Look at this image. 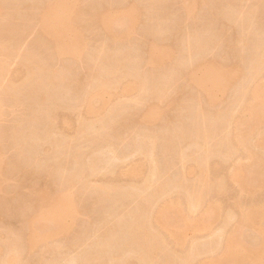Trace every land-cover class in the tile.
I'll list each match as a JSON object with an SVG mask.
<instances>
[{
  "label": "bare ground",
  "instance_id": "obj_1",
  "mask_svg": "<svg viewBox=\"0 0 264 264\" xmlns=\"http://www.w3.org/2000/svg\"><path fill=\"white\" fill-rule=\"evenodd\" d=\"M16 1L20 2V5L23 3L21 2L23 0ZM65 2L66 0H44L37 6V25L40 31V39L47 45L49 57L51 58L50 61L56 57L77 55V50H81V48L86 45V40L83 36L77 38V47L76 44L71 47L66 43L65 36L67 31H69L72 26L76 25L75 23L78 22L81 24L79 22V20L81 21V13L76 14L74 10L65 9ZM184 2L186 14H188L189 17V14H193L192 12L194 11L192 8L193 4L187 3V0ZM19 4L16 5L15 12L12 10L13 12L10 14L11 11H7L4 7V2L0 0V18L7 17L6 20H2L3 18L0 20V25H4L3 30H6V34L4 33L5 36L3 35V37L0 38V48L4 52L7 48V46H5L6 43H18L21 30L25 28L27 23L26 19V21H23L25 24L23 22L19 24L18 22L19 20L22 21L24 19L23 17L28 19L25 14V16L23 14V16H21L22 12H20L21 7ZM253 5H251L252 8L249 6L250 9L242 7L248 10L237 9L238 13H236L235 16L239 15L240 21L242 19V25L236 26L239 28L241 27L240 31L237 30L238 28L234 29L236 27L233 28V32L235 30L236 34L228 31L227 28H222V26L220 29L219 26L217 27L219 31L215 28L212 29V32L214 30L213 33L210 27L206 28L205 30L210 29L209 32L206 31V33H204V35L207 34V37L200 35L201 38L203 37L202 40H200L198 36L199 40L194 38V42L196 40L195 43H191L190 41L192 38L190 32L188 36L186 35V37H190V39H185V37L182 39L179 38L180 41H176L172 47L176 51H178L177 49L180 51V47L183 46L187 49L186 51L185 48H182V51H186L185 60L183 58L180 60L182 69L179 71L177 70V73H175L174 70H170V72L166 71L167 73H163L162 77H159L156 81H152L151 78L156 73H154V71H157L167 58L172 55L170 50L160 46L156 41L161 37L162 29L165 30V28L162 27L161 29L160 27L164 25H162L163 22L161 23V18L158 19V21L161 20L159 26H157L158 21L154 19L157 25L156 29L153 30L152 28H154L155 24L153 25L154 21L152 20L151 25H153V27L149 30L151 32L153 31L152 34L150 33L152 39H150V41L148 40L149 42L146 43L145 55L143 51V61H141L144 62L143 64L146 63L150 65L147 66L145 64L147 67L152 68L150 69L153 73L150 72L153 76H150L151 73L148 75L151 80L148 79L147 73L143 74V76L142 73L135 70L136 67H134V69L132 68V65L137 64L135 60L137 58L140 60V56H137V58L135 57L136 59L133 57L135 56L132 54L135 52V46L132 45L133 43H130L131 47L134 46L130 48V50H133L132 53L128 48L127 52L129 51V53H123L124 55H122V57H118L120 54H117V52L116 54L113 53L114 51H110L111 53L107 52V50H109L107 48H99L97 52L92 53L94 55H91L89 59L92 58L91 61L94 60L92 62L95 63L94 67H96V73L91 75L90 79H87V81L83 83H78L79 80L76 77H71L73 76L72 74L70 76V67H67L70 72L68 70L64 71L65 68L62 69V72H59L52 67V64L49 65L47 63L48 61L46 62V60H44V62H42V59L39 58L40 53L37 52L38 50H32V47H30L32 49L28 48L23 62L29 69H27L25 76L20 82L14 81L5 91V93L11 97L9 98L12 100L11 104L16 105L17 103H22L24 97L22 95L26 93L30 94L31 91H34V101L37 94L41 95L36 97L35 104L41 103V100L44 98L43 93H45V91L47 92V89L49 91V89L53 88L55 91L54 93H56L57 89H59L58 92L60 90H70L69 92L75 90L76 92V89H73V87L75 88V86H78L77 89H80L82 92H80V90L79 92L77 91L80 93V97L75 100L76 102L74 105H63L62 102L56 100L53 104L51 103L50 106H47L45 113L43 112L44 116L43 114L41 115V117H45L42 119H46V123H48L46 128H44L45 126L43 127L44 130L39 131L38 129H40V127L38 126L39 128L30 127L25 133L22 132L24 133V139L22 138V140L24 143L26 141V145H28V142L31 149H33L32 151H34L32 153L34 156L31 155L32 160L30 156V159H27V164L30 165L29 160H31L32 165L30 166L35 167V164H38L35 155L40 156L39 153H44L46 151V146L48 147L46 151L47 154L49 153L48 155H50V153L54 154V152H61V149H65L66 151L64 150L61 161L59 160L60 158L58 159L56 157H59L62 152L60 155L57 153L59 156H55V158L51 155L52 158H54L53 160L58 164H55L56 166H54V164H51L52 166L49 165L51 168L47 165L48 169L44 172L45 177L52 180L53 176L56 177L57 174L60 175L57 179H59V177L62 178L61 188L64 193L67 191V187L74 182H82L83 185L86 183L84 189L82 185L84 191L96 192V194H98L96 196H99L97 199L99 198L105 201H108L106 199H111L113 201V205L111 204L113 207L111 208L109 202L110 209L108 211L105 210L106 212L104 211V214H102L94 224L92 223L91 227L89 224L90 231L87 229L88 232H85V234H91L93 239L92 242H90L91 244L89 243L90 245L87 246L85 244L86 247H84L83 253L78 255V257L69 260L66 255H63L62 258L61 248H63V246L66 248L67 246L62 244L63 246L57 245V247L55 246V248H52V253L55 254L52 259L43 260L44 258L39 256V259L37 258L33 261L32 258V262L27 263L26 260L24 264H59L61 262L59 260L60 258L64 260L65 264H212V260L209 259V256L219 251L221 252V256H219L217 260L219 263L235 264L237 260L233 257L234 255L232 256L230 254L231 252H233V254L244 252L250 257L264 249V238L256 244H253L241 238L239 232L235 233V229L231 236L224 241L225 235L220 229V231H218L206 244V247L192 243L189 248L183 246L181 248L182 250L178 251V253H176V250H173L176 254L167 250V247L169 248L167 235H174L178 243L184 245V229L186 226L190 225L195 229L206 228L209 226L208 224H212L213 221L223 214L221 209L218 211V206L214 201L211 202L209 207H206L207 209H200L203 207L204 199L209 194L208 190L211 186L208 187V185L213 181L210 176H208L209 178L202 179L198 183H188V169L186 168V163L191 162L200 172H203V170L208 172L210 160L214 159L216 166L222 169L221 167L226 165V155L228 151H231V146L229 144L230 138H228L227 133H225L227 126L232 121H236L237 124L241 125L240 122L243 121H240V119H242L240 113L245 111L251 113L250 122L247 124L248 127L242 130L243 138L250 134V129L252 131L255 130V120L264 115V105L261 103L262 101H260L262 100L264 87L257 82L256 86L253 88L248 84V80L260 76L264 64V43L261 41V38L259 40L257 36L259 34L258 30L256 31L257 28L255 29L253 27L257 17H255V15H257L259 11L258 7L255 8ZM227 6H229L228 11H230V8L232 12L234 11L232 10L233 8L230 7L232 4H228ZM234 9L236 8L234 7ZM137 10L141 11L142 9L137 6ZM237 10L235 11L237 12ZM132 11L133 10H130V8L103 7L94 11L92 13V18L96 25L98 24L97 26H101L104 29L105 36H107L106 38H110L112 41L118 40L119 42V40H122L121 37L123 34L130 35L135 30ZM230 14L231 18L232 13ZM110 16L114 17L113 23L107 22ZM125 18H127V20ZM163 21H166V19H163ZM209 33L211 35L214 34V36H211V39H209ZM250 34L252 37L255 35L253 39L257 36L260 42L256 43L258 41H253V43L255 42L254 47L251 46L253 44L250 41L252 37L249 38ZM194 35L196 36V33ZM259 36L261 35L259 34ZM205 38H208L207 41L203 40ZM252 47L253 50L250 49L248 51V49ZM215 48L225 49L227 53L232 56L233 62L231 64L216 66L215 60L208 58L202 61L203 57ZM191 50H195V53ZM196 54L197 56H195ZM246 59L249 60V63ZM248 65L250 66V73L244 70ZM67 72H69V74ZM158 73L159 72L156 74L158 75ZM159 74H161V72ZM177 75L184 76L193 83V86L205 91L209 96L212 90L220 91L232 88L241 80H244V82L242 81V83L240 82L241 84L237 85V94L230 104L222 109L210 112L204 108L201 98H198L199 101L198 103H194L195 105L192 100L190 101L187 99L186 101L188 103L186 101L184 103H187L185 108H188L189 103L192 102L191 105L193 108L190 106V110L192 109L190 112H194L193 115H190L191 113L189 114V117L192 118L193 116L192 121H189L190 123H186L187 119L185 117L186 121L183 118L180 119V116H177V118H173L175 122L173 128L166 132L164 131L158 134L150 128L149 131H144V133H142L143 135H141V133L137 134L135 135L136 138L132 136L135 149L143 153L146 157L145 162L136 166V170H141V172L145 174L144 181L139 186H125L109 183L107 186L91 187L92 185L88 183L89 179L86 177L87 174H94L103 170L106 172L107 170V174L110 173L113 175L117 160L125 157L123 156L124 154L120 155L114 148L116 145L115 139H121L123 132L119 133V130H115L113 127L118 129L122 126L121 122L123 124L122 127H124L128 121L129 124H138V122L142 120L153 122L154 104H150L151 100H163L170 92L173 91L176 93L177 90L180 91L174 83L178 77ZM153 78H155V76ZM150 81L152 82L150 83ZM71 89L73 90L71 91ZM78 93H76L77 96H79ZM119 93L122 94L121 99H123V97L124 99L129 98L135 101V103L131 104L132 102L127 103L125 101H120L116 104H114V102L109 104L110 107L107 109L105 119L102 121V126H108L110 127L109 129L112 128L113 131H116L115 134L112 133L111 130L108 136H102L103 134L100 136L101 132H99L96 126L82 119L80 120L79 131L94 143L89 153H86V151L84 152V150L79 147L80 144L77 146L76 142H79L78 139L72 140L60 138V136L58 137L57 133L60 132L58 131L59 126L64 122H68V114L71 111H75L78 108L92 110L99 101H105L103 98H105L107 94L111 96L116 94L118 95L117 99H120ZM56 94L58 95L59 93ZM192 97L191 99H193ZM34 101L33 106L35 105ZM33 111L34 110H32V113L34 114ZM237 112H239V115ZM37 114L38 112L30 117L34 122H32L33 125L31 124V126H36V122L39 125L40 120L36 121L39 116ZM114 121L116 123L119 122L115 124ZM113 124L114 126L111 127ZM116 125L118 126L116 127ZM14 139L18 140L16 137L13 138V140ZM14 142L16 143L17 141ZM160 142L164 144L163 155L164 158L166 157V160H164V162H166L165 165L168 167L176 163V161L181 162V165H183L181 167L182 170H180L181 172H178V175L180 173L179 178L175 180L168 179L164 174L160 160H158L150 148L152 144L157 145ZM21 149L17 148V150ZM105 149L111 150V159L107 161L100 155ZM235 152L237 151H234V153ZM57 160L60 162H57ZM68 160L69 162L71 161V166H68ZM73 161L75 164L72 165ZM40 163H42V160ZM40 163L38 165H40ZM3 164L4 161L0 157L1 171L3 170ZM28 165L22 166V168H20L21 171H19L21 172L20 176L26 181H28V179L32 180V177H34L33 173L37 174V172L35 173L27 168ZM74 166L76 169H74ZM260 168L264 174V164H261ZM220 172H223V169ZM228 174V177H226V175L216 176V184H219L220 188L227 186L226 181L228 179L236 181L235 178L240 180L243 187L248 189L253 188L251 184L252 180L246 179L244 175L239 179L235 172H230ZM46 187L48 190H52L51 187ZM179 188H182L183 192H181L182 189L179 190L181 193H179L178 190L174 191V189ZM0 190H2L1 186ZM174 192L181 195L178 194L177 196L179 197H177ZM183 193L184 195H182ZM41 194L39 190H35L29 195L30 200L28 203L21 204L20 212L26 217L25 227L21 233L9 229L0 231V264H23L21 263L20 256L24 251H28L29 255H27L29 257L30 255L33 256L34 253L31 254V252L42 240H47L45 235L48 228L45 222L49 218H52L54 220L53 222L56 223L55 231L57 233L55 235L67 233L72 229L71 225L67 223V215L72 214V212L77 209L78 206L76 202L72 201L71 203H66L65 208H62L63 203L55 202L40 205ZM63 196L66 197V194H63ZM180 196L183 197L180 198ZM130 199H136L138 202L136 203L137 206L134 207L135 209H133V211L128 210V213L126 212L122 216L117 206L120 203H128V200L130 202ZM157 203H160L161 207L156 210ZM32 206L36 207L38 212L27 219L29 215L28 209ZM196 211L200 212L199 215L195 217L193 213ZM233 211L232 208L227 209L224 221L222 219L224 227L230 225V223L234 221V218L237 217V213ZM259 215V208L254 207L241 210L238 217L240 218V224H243L246 219H248L250 224H253L257 223L256 221L259 219ZM160 219L171 220L173 226L169 229L160 230L153 225L154 220ZM59 246H61V248ZM64 251L65 249L63 248V254H65ZM159 253L162 254L160 258H158ZM204 255L208 256V259L201 260L200 257Z\"/></svg>",
  "mask_w": 264,
  "mask_h": 264
},
{
  "label": "rangeland",
  "instance_id": "obj_2",
  "mask_svg": "<svg viewBox=\"0 0 264 264\" xmlns=\"http://www.w3.org/2000/svg\"><path fill=\"white\" fill-rule=\"evenodd\" d=\"M42 1L44 0H23L21 1L23 2L22 5H20V2H17L16 0H2V2H4L5 9L7 11H11L10 14L13 11L15 12V7L19 4V6L21 7L20 12H22L21 16L25 14L27 15L28 19L26 17H23L24 19L22 21L17 20L19 24H22L25 19L27 20H25L27 22L25 28L21 30V36L18 43H6L5 46H7V48L5 52L0 48V157L4 161L3 170H0V186L2 188V190H0V231L4 229H9L13 230L14 232L16 231L17 233H21L22 230H24L26 217L20 212V208L26 202L28 203V201L30 200L29 195L35 190H39L40 194L42 193L40 205L51 204L55 202L63 203L62 208H65L66 203H71L72 201H75L78 207L72 212V214L67 215V223L72 227V229L67 233H60L59 235H55L57 233L55 231L56 223L53 222L54 220L52 218L46 220L45 223L48 228V231L46 232L45 237L47 238V240H42L41 243H39L38 246L31 252V254L34 253V257L31 255L29 257L28 251L22 252L23 254L20 256V259L22 261L21 263L23 264L26 260V262L29 263L32 262V260L34 261L37 258L39 259L40 257H43V260L52 259L55 256V254L52 253V248H55V246L57 247V245L63 246L62 244L67 245L66 248L63 246V248L65 249V254H63V248L59 246L62 250V258L63 255H66L69 260L78 257V255H81L83 253L82 251L84 250V247H86L85 244L87 246L90 245V242H92L93 239L91 234H85V232L87 233L88 230L90 231L89 228L91 227L92 223L94 224L97 219L102 214H104L105 210L108 211L110 209L109 202L110 205H113V201L111 199H106L108 201L99 198L97 199V197L99 196H96L98 195L96 194V192L94 193L93 191H84L83 189L86 183H84L83 185L82 182H74L73 184L67 187L68 189L64 193L62 192L61 188L62 178L59 177V179H57V177L60 175L57 174L56 177L53 176L54 178L52 177V180H49L48 177H45L44 172H46L48 166L51 164H54V166H56L58 164L55 160H53L55 156H59L62 152L59 157H56L58 159L60 158L59 160L61 161V157L62 154H64L65 149H61V152H57L59 155L55 152L54 154L56 155L51 153L50 155H48L49 153H46L48 147L46 146V151L44 153H39L40 156L35 155V158H37L38 160V164L41 162V160L42 163H40V165L36 163L35 167L30 166L32 165L31 160L32 156H34L32 155L34 151H32L33 149H31L28 142V145H26V141L24 143V141L22 140L23 134L25 133V131H27L28 128L30 129V127H40V129H38L39 131L44 130V128H46L48 124L46 123V119H42L45 118L43 117V112L45 113L46 107L50 106L51 103L53 104L56 100L62 102L63 105H74L76 102L75 100L80 97V93H78L80 89H77L78 86L75 85V88L73 87V89H76V92L73 89H71V91L73 90L74 92H69L70 90L67 89V91L63 90L65 92H63L62 90H60L61 92H58L59 89H57L56 93H59L58 95L54 93L55 91L53 88L49 89V91L47 89V92L45 91V93H43L44 98L42 97L43 99L41 100V103L38 104L35 103L36 97L39 94L35 92L37 95L35 94L36 96L34 101V91H31V93H28L32 95L27 93L22 95L24 96L22 99V103H17L16 105L11 104L12 100L9 99L11 97H9L5 93V91L7 88L10 87V85H12L14 81L20 82L25 76L27 69H29V67L23 62L28 48L32 47L33 49H30H36V51L38 50L37 52L40 53L39 58L42 59V62H44V60H46V62L48 61L47 63L49 65L52 64V67L58 70L59 72H62V69L64 68V71H67V67H70L69 69L71 72L68 70L70 72V76L72 74L73 76L71 77H76L79 80L78 83H83L86 82L87 79H90L91 75H94L96 73V67H94L95 63L92 62L94 60L91 61L92 58H89L91 55L93 56L94 54L92 53L97 52L99 48H107L109 49L107 50V52L114 51L113 53L116 54L117 52V54L119 53L121 55H119L118 57H122V55H124L123 53L126 54L128 48L130 50V48H133L135 46V52L132 53L133 50H130V52L135 55H132L134 58L140 56V60L138 58H135V62L137 64L134 62L136 65H132V68L134 69V67H136L135 70H137L139 73H142V75L147 73L148 77V75H150L149 73L152 72V68L147 67L150 65L145 63L147 65L146 66L145 64H143L144 62H141L143 61V51L145 55V46H147L146 43H148L150 39H152L151 34L153 33V31L151 32L149 30L151 29V27H153L154 24L155 25L152 30L156 29V25L158 24L157 26H159V22L162 20L161 23L163 22L162 25L164 24L165 26L163 25L160 27L161 29L162 27L165 28V30L162 29V35L160 33L161 37L159 38V40L156 41L159 43L160 46L170 50L172 52V55L167 58V60L159 67V69H157V71H154V73L161 72V74L158 73L159 76L155 73V78H153V72L151 73L150 76H153L151 77L152 81H156L159 77H162L163 73L166 74L167 72H170V70H174V72L177 73L179 70L182 69V64L180 60H182V58L185 60V52L187 51V49L184 46L180 47V51L182 52L181 53L179 49H177L178 51H176L172 47V45L176 43V41L178 42L179 38L182 39L183 37H185L186 39V35L188 36L190 32V36L192 37L190 41L191 43H195L196 40H202L203 37H207V34L204 35L206 31L209 32V30L211 29L212 32L213 28L219 31V28L221 29V26L224 29L227 28V30L231 31L233 34H236L235 30L233 32V28L238 25L240 26L242 21V19L240 21L239 15L235 16V14L238 13L237 9L248 10L250 9V7L252 8L251 5L253 4H255L253 5L255 6V8L258 7L259 11L257 12L258 14L255 15V17L257 16L256 22L254 21L256 25L254 24L253 27L255 29L257 28L256 31L258 30V33L261 35L259 36L258 34L257 36L259 37V40L261 38V41L264 43V0H187V3L193 4L192 8L194 10L192 12L193 14H189V17L188 14H186L187 12L184 6L185 0H66L65 9L74 10L76 14L81 13V21L79 20L81 24L77 22L75 23L76 25L72 26L69 31H67L65 36L66 43H68L71 47L76 44L77 47V38L83 36L86 40V45L82 47L81 50H77V55H72L70 57H56L52 61H50L51 58L49 57V50L47 48V45L40 39V31L37 25V6ZM230 3L232 4V6H230L233 8L232 10H237V12L235 11L234 14V11L232 12L231 8L230 11H228L229 6L227 5H231ZM137 6L142 10H137ZM103 7H119L122 9L130 8V10H133V23L135 25V30L132 32V34H123V36L121 37L122 40H119V42L118 40L112 41V39L106 38L107 36H105L104 29L101 26H97L98 24L96 25L92 18V13ZM234 7L236 9H234ZM242 7H247L248 9ZM230 13H232L231 18ZM2 18L3 17H1L0 20ZM159 18H161L160 21H158ZM6 19L7 17L3 18L2 20ZM125 19L127 20V18ZM154 19L158 21L157 24L155 23L156 20ZM163 19H166V21H163ZM113 20L114 17L110 16L109 20L107 19V22L113 23ZM152 20L154 21L153 25H151ZM23 23L25 24V22ZM209 27V30H205ZM240 28L236 27L234 29L240 31ZM258 28L260 29V32ZM3 29L4 25H0V38L3 37L4 33L6 34V30ZM197 32L199 33V35ZM195 33L197 37L194 35ZM211 34L209 39H211V36H214V34ZM200 35H203V37L201 38ZM250 35L249 38L252 37V35ZM257 36L255 39H253L255 37L254 35L250 40L253 44L251 46L253 47L255 46L254 43L256 41H258L256 43H260ZM188 38L190 39V37ZM194 38H196L195 42ZM205 39L203 40L207 41L208 38L206 40ZM253 41L255 42L253 43ZM130 43H133L132 45L134 46L131 47ZM253 47L249 48L248 51L250 49L253 50ZM182 48H185L186 51H182ZM193 51L195 53V50ZM127 53H129V51ZM195 56H197V54ZM208 58L215 60L216 66H219L221 64H231L233 62L232 56L228 54L225 49H212L209 54L203 57L202 61L207 60ZM247 62L249 63V60ZM249 68V65L248 67H245V72H249ZM262 69L263 70L258 78H252L248 80V84H250L252 88L256 86V82L264 87V64ZM69 72L67 73L69 74ZM149 78L150 77H148V79ZM152 81H150V83ZM242 81L244 82V80H241L238 84H241ZM174 83L176 84V87L180 89V91L177 90L176 93H174L173 91L170 92V94L163 100H151L150 104H154L153 122H147L145 120H142L138 122V124H129L128 121V123L124 125V127H122L123 124L121 122L122 126L118 129L113 127L114 124L112 126L109 125L113 127V129L119 130V133L123 132V136L121 139H115L116 145L114 148L120 155L124 154L123 156L125 157L121 158L120 160H117L115 172L113 173V175L110 173L107 174V170L106 172L103 170L98 171L94 174H87L86 177L89 179L88 183L92 185L91 187L107 186L109 183L121 184L125 186H139L144 181L145 174L142 173L141 170H136V166L145 162L146 157L143 153L135 149L133 140V138H136L135 135L140 133L141 135H143L142 133H144V131H149L150 128L153 131H156L158 134H161L164 131L166 132L173 128V126L175 125L173 118H177V116H180V119L183 118L185 121L187 119L186 123H188L190 120L192 121L193 116L192 118L189 117L190 115L194 114V112H190L192 110H190V106L191 108H193L191 103H198L200 98L204 108H206L210 112H215L216 110L222 109L228 104H230V102L233 100L238 91L236 90L238 84H236L232 88L223 89L220 91L212 90L209 93L211 94L209 96L205 91L193 86V83H191L187 78L182 75H179ZM80 92L82 91L80 90ZM76 93H78L79 96H77ZM121 95L122 94H120V99H117L118 95L114 94L111 96L107 94V96L103 98L105 101H99L92 110H87L86 108H78L75 111H71L68 114V122H64L59 126L58 131L60 132L57 133L58 137L60 136V138H67L72 140L78 139L80 143L76 142L77 146L78 144H80L79 147H81L84 152L86 151V153H89L92 149L91 147L94 146V143L91 140L87 139L81 133V131H79L80 120L82 119L83 121L96 126L99 132H101L100 136L101 134H103L102 136H108L111 130L112 133L115 134L116 131H113L112 128L109 129L110 127L108 126H102V121L105 119L107 109L110 107L109 104L111 102H114V104H116L120 101H125L127 103L132 102L131 104L135 103V101L129 98L124 99L123 97L124 100L121 99ZM190 95L191 97L193 96V99H191ZM187 99H189L190 101L192 100V102L189 103V109L185 108L186 104L188 103L186 101ZM33 101L35 104L34 106ZM185 101L187 102L186 104H184ZM260 101H262L261 103L264 105V93H262V100ZM32 110H34V114L38 112L37 115L39 116L37 117L38 120L36 119V121L40 120L39 125L36 122V126H31V124L33 125L34 123L32 121V118H30L32 117V115H34L32 113ZM237 113L239 115V112ZM42 114L43 116L41 117ZM240 115L242 119H239L240 121H243H239L241 125L237 124L236 121H232L226 128L225 133H227L228 138H230L229 144L231 146V151H228V154L226 155V165L224 167H221L223 169V172H220L222 169L216 166L214 159L210 160V168L208 172L204 170L203 172H200V170L191 162L186 163V168L188 169V183H198L202 179L204 180L206 178H209L208 176H210L211 180L213 181L211 184L208 185V187L211 186L208 190L209 194L204 199L203 207L200 209L203 210L206 207H209L211 202L214 201L218 206V211L220 209L222 210V216L213 221L212 224H208L209 226L206 228L195 229L190 225L186 226V228L184 229V245L179 244L174 235H167L169 246V248L167 247L168 251L170 250V252L172 251V253H175L174 251L176 250V253H178V251L182 250L181 248L183 246L189 248L192 243H195L197 245L200 244L201 246L206 247V244L218 231H220V229L225 235L224 241H226L231 236L233 230L235 231V229V233L239 232V236L241 238H243L244 240H248L253 244H256L262 238H264V174L262 173L260 168L261 164H264V115L260 116L258 119L255 120V130L252 131L250 129V134L243 138L242 130L248 127L247 124L250 122L251 113L245 111L240 113ZM29 120L31 123L29 122ZM117 123L115 122V124ZM117 126L118 125H116V127ZM132 136L135 137L132 138ZM15 137L18 140H13V138ZM14 141L17 142L15 143ZM163 146L164 144L160 142L157 145L152 144L150 148L155 154V156L158 158V160H160V164L163 166L161 168L164 174L168 177V179L175 180L176 178H179L180 173L178 175V172H181L180 170H182L181 167L183 165H181V162L176 161V163L167 167L165 165L166 162H164V160H166V157L164 158L163 155ZM17 148L22 149L17 150ZM234 151L237 152L234 153ZM51 155L54 156V158H52ZM100 155L103 159L107 161L108 159H111V150L105 149ZM30 156V165H28L27 159H30ZM59 160H57V162ZM70 162L68 160V166H71ZM73 164H75L74 161L72 162V165ZM27 165V168L34 171L35 173L37 172V174L33 173L34 177H32V180L28 179V181L24 180L20 176L21 172H19L21 171L20 168H22V166ZM75 166L74 169H76L77 167ZM230 172H235L239 179L242 178V175H244L246 179L252 180L251 184L253 188L248 189L246 187H243L241 185L240 180H238L237 178H235L236 181H231V179H228L226 181L227 186L224 188H220L219 184H216V176L226 175V177H228L227 175H229L228 173ZM46 186L51 187L52 190H48ZM181 189H174V191L178 190L179 192V190ZM181 192H183V189ZM179 193L174 192L175 196H177ZM63 194H66V197L63 196ZM182 195H184V193ZM181 197L183 196H180V198ZM126 203H120L117 206V209L122 216L128 210L133 211V209H135L134 207L137 206L136 203L138 202L136 201V199H130V202L128 200V203ZM112 205L111 208L113 207ZM160 207L161 204L157 203L156 210ZM254 207H258L260 211L259 219L256 221L257 223L250 224L248 219H246L243 224H240V218L238 217L240 211L243 209H251ZM228 208H232L234 210L233 212L237 213V217L234 218V221L230 223V225L224 227L222 224V219L224 221L225 213L227 212ZM37 212L38 211L36 207L32 206L31 208H29V215L27 216V219L31 215L37 214ZM199 212L200 211L194 212L193 216H198ZM153 225L159 228L160 230L169 229L171 228V226H173V222L168 219H160L154 220ZM261 251V253L257 252L254 256L250 257L247 256L244 252H237L234 254L233 252H231L230 254L232 256L234 255L233 257L236 258L237 262L235 264H264V249H262ZM161 256L162 254L159 253L158 258H160ZM219 256H221L220 251L209 256V259L212 260V264H221L217 261ZM200 258L201 260H205L208 259V256L204 255ZM59 260L61 261H59V264H65L64 260H61V258Z\"/></svg>",
  "mask_w": 264,
  "mask_h": 264
}]
</instances>
